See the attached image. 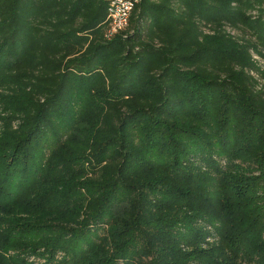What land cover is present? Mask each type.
Wrapping results in <instances>:
<instances>
[{
    "label": "trees",
    "instance_id": "16d2710c",
    "mask_svg": "<svg viewBox=\"0 0 264 264\" xmlns=\"http://www.w3.org/2000/svg\"><path fill=\"white\" fill-rule=\"evenodd\" d=\"M108 7L0 0V264H264V0Z\"/></svg>",
    "mask_w": 264,
    "mask_h": 264
},
{
    "label": "rangeland",
    "instance_id": "374dc122",
    "mask_svg": "<svg viewBox=\"0 0 264 264\" xmlns=\"http://www.w3.org/2000/svg\"><path fill=\"white\" fill-rule=\"evenodd\" d=\"M204 33L206 35H212L214 32L209 29V28H203ZM223 32L225 33V35L229 38V40H231V42H235L237 45H245L246 42H250V43H255L254 39L251 38V36L240 30L237 28H233V27H224ZM261 54H264L263 51H261ZM248 55H249V61L252 64V66H245L244 68V73L248 75V77L251 80V84L253 89H255V92L257 94H263L264 93V59L262 58V56H260L259 54H257L256 52H253L252 50L248 51ZM4 77L0 76V82H2V79ZM73 143L72 140H70L69 142L65 143L67 146L71 145ZM222 167H224V164L221 165ZM83 167L88 168L89 164L88 163H84ZM211 174H213V172H211ZM197 226H200L202 228V230L204 231H208L211 232L213 231L212 227L202 221H198ZM205 243L202 244V247L205 249L206 245H215L217 243L216 238H213L212 236H209V238H206ZM189 249H187L188 251ZM13 255L11 252L8 253V256ZM241 255V254H240ZM7 256V254H6ZM225 256H227L226 258H228V250L225 249ZM243 257H239L238 260H236L235 264H252L249 261L245 262L243 259Z\"/></svg>",
    "mask_w": 264,
    "mask_h": 264
},
{
    "label": "built area",
    "instance_id": "2783aa9c",
    "mask_svg": "<svg viewBox=\"0 0 264 264\" xmlns=\"http://www.w3.org/2000/svg\"><path fill=\"white\" fill-rule=\"evenodd\" d=\"M109 3L107 25L103 30V39L111 41L125 32L134 10L142 0H107Z\"/></svg>",
    "mask_w": 264,
    "mask_h": 264
}]
</instances>
